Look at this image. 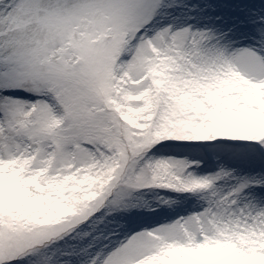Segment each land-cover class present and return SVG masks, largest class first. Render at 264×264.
<instances>
[{
    "label": "snow or ice",
    "instance_id": "obj_1",
    "mask_svg": "<svg viewBox=\"0 0 264 264\" xmlns=\"http://www.w3.org/2000/svg\"><path fill=\"white\" fill-rule=\"evenodd\" d=\"M0 264H264V0H0Z\"/></svg>",
    "mask_w": 264,
    "mask_h": 264
}]
</instances>
